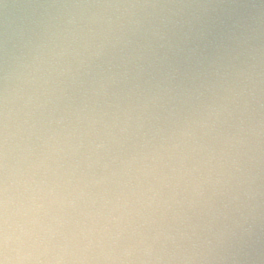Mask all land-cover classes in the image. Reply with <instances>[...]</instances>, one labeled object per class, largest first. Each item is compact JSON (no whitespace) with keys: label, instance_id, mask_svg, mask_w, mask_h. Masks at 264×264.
Instances as JSON below:
<instances>
[{"label":"clouds","instance_id":"1","mask_svg":"<svg viewBox=\"0 0 264 264\" xmlns=\"http://www.w3.org/2000/svg\"><path fill=\"white\" fill-rule=\"evenodd\" d=\"M0 264H264V0H0Z\"/></svg>","mask_w":264,"mask_h":264}]
</instances>
